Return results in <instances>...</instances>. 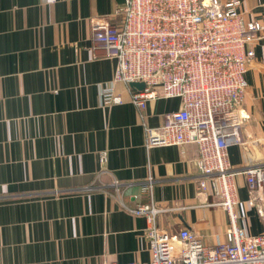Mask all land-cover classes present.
Segmentation results:
<instances>
[{
	"label": "crops",
	"instance_id": "1",
	"mask_svg": "<svg viewBox=\"0 0 264 264\" xmlns=\"http://www.w3.org/2000/svg\"><path fill=\"white\" fill-rule=\"evenodd\" d=\"M124 5L0 0V264L148 263L149 223L133 211L149 203L161 232L188 228L209 246L225 240L229 216L211 187L199 186L197 146L146 142L145 127H160L180 99L140 110L117 84L124 103L104 105L115 62L94 55L91 23L115 19ZM240 10L246 22L264 25V0H241ZM262 36L245 74L243 143L228 149L236 171L264 163ZM235 183L238 225L264 234L244 176Z\"/></svg>",
	"mask_w": 264,
	"mask_h": 264
},
{
	"label": "built area",
	"instance_id": "2",
	"mask_svg": "<svg viewBox=\"0 0 264 264\" xmlns=\"http://www.w3.org/2000/svg\"><path fill=\"white\" fill-rule=\"evenodd\" d=\"M240 7L241 0H125L115 19L91 23L94 55L115 62L112 81L102 90L104 105L124 103L117 84L128 88L140 110L158 98L180 99L181 108L160 127H145L147 145H196L199 186L211 187L230 220L225 240L209 246L188 228L174 235L159 231V210L142 204L133 212L149 223L151 260L124 264H264V234L252 236L238 225L235 183L244 176L247 204L264 220V163L236 171L228 154L243 143L245 74L264 32L259 22L245 21ZM131 83H143L144 89ZM106 160L104 152L102 164ZM120 186L114 182L116 190Z\"/></svg>",
	"mask_w": 264,
	"mask_h": 264
},
{
	"label": "water",
	"instance_id": "3",
	"mask_svg": "<svg viewBox=\"0 0 264 264\" xmlns=\"http://www.w3.org/2000/svg\"><path fill=\"white\" fill-rule=\"evenodd\" d=\"M130 86L132 88H136L138 90H143L144 89V84L143 83H131Z\"/></svg>",
	"mask_w": 264,
	"mask_h": 264
}]
</instances>
